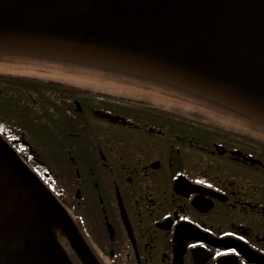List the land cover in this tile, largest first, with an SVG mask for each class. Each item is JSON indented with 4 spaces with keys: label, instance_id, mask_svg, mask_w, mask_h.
<instances>
[{
    "label": "flooded vegetation",
    "instance_id": "1",
    "mask_svg": "<svg viewBox=\"0 0 264 264\" xmlns=\"http://www.w3.org/2000/svg\"><path fill=\"white\" fill-rule=\"evenodd\" d=\"M0 79V135L98 264H264L263 126L173 87L187 96L174 111L162 100Z\"/></svg>",
    "mask_w": 264,
    "mask_h": 264
},
{
    "label": "water",
    "instance_id": "2",
    "mask_svg": "<svg viewBox=\"0 0 264 264\" xmlns=\"http://www.w3.org/2000/svg\"><path fill=\"white\" fill-rule=\"evenodd\" d=\"M0 54L156 81L264 127V0H0ZM98 264L67 212L0 135V264Z\"/></svg>",
    "mask_w": 264,
    "mask_h": 264
},
{
    "label": "rangeland",
    "instance_id": "3",
    "mask_svg": "<svg viewBox=\"0 0 264 264\" xmlns=\"http://www.w3.org/2000/svg\"><path fill=\"white\" fill-rule=\"evenodd\" d=\"M7 74L31 79L38 84L55 83L60 86L80 87L95 95H107L117 99L152 100L155 103L162 100L166 102L167 110L172 111L174 110L169 106L174 100L178 99L182 105L185 104L183 100H187V96L181 92L168 88L171 86L126 73L78 63L0 54V75ZM155 87L165 88L160 91V88ZM247 127L249 134L252 129L249 125Z\"/></svg>",
    "mask_w": 264,
    "mask_h": 264
},
{
    "label": "trees",
    "instance_id": "4",
    "mask_svg": "<svg viewBox=\"0 0 264 264\" xmlns=\"http://www.w3.org/2000/svg\"><path fill=\"white\" fill-rule=\"evenodd\" d=\"M21 83L25 84L24 82H21ZM0 87H3V85L1 84V79H0Z\"/></svg>",
    "mask_w": 264,
    "mask_h": 264
}]
</instances>
